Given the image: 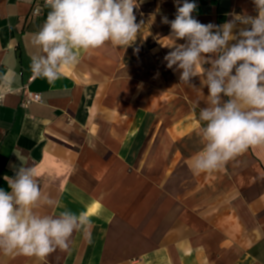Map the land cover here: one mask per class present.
I'll list each match as a JSON object with an SVG mask.
<instances>
[{"label":"crops","instance_id":"1","mask_svg":"<svg viewBox=\"0 0 264 264\" xmlns=\"http://www.w3.org/2000/svg\"><path fill=\"white\" fill-rule=\"evenodd\" d=\"M190 2L205 24L233 11L256 15L252 0ZM45 3L0 0V77L13 80V91L0 80V188L5 175L33 168L60 206L36 211L83 212L91 242L76 232L67 251H0V264H264V146L213 172L191 170L208 90L203 76L183 84L166 67L173 41L161 20L175 18V0H143L134 12L145 26L132 46L81 52L51 84L30 67ZM31 92L42 101L27 103Z\"/></svg>","mask_w":264,"mask_h":264},{"label":"clouds","instance_id":"2","mask_svg":"<svg viewBox=\"0 0 264 264\" xmlns=\"http://www.w3.org/2000/svg\"><path fill=\"white\" fill-rule=\"evenodd\" d=\"M256 15L231 12L222 24L201 23L193 13L197 4L175 0L170 26L171 49L166 67L179 72V82L193 85L203 76L208 92L197 116V135L203 145L192 158L194 174L225 167L250 147L264 146V0H252ZM31 0H25L30 4ZM143 0H46L50 9L31 43L39 49L31 58L33 77L51 84L61 68L79 63L80 53L107 45L127 49L141 35L145 22L134 10ZM154 20V16H153ZM183 40L184 43L177 41ZM139 51V49H135ZM9 91L13 80L0 77ZM18 91V90H16ZM4 96L0 95V100ZM0 188V251L45 258L57 249L67 251L73 234L90 240L92 221L64 208L56 215L39 214V206L60 207L41 192L33 168L19 167L3 177Z\"/></svg>","mask_w":264,"mask_h":264},{"label":"built area","instance_id":"3","mask_svg":"<svg viewBox=\"0 0 264 264\" xmlns=\"http://www.w3.org/2000/svg\"><path fill=\"white\" fill-rule=\"evenodd\" d=\"M35 12L39 13V10H36ZM26 97H27V103H31V101H36V102H41L42 101V97L39 94H36V93H32V92L31 93H27ZM3 100H0V107L2 106Z\"/></svg>","mask_w":264,"mask_h":264}]
</instances>
